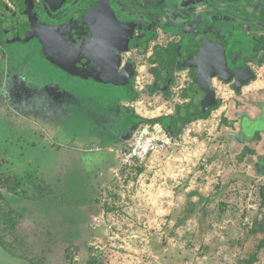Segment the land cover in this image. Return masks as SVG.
I'll return each mask as SVG.
<instances>
[{"label":"rangeland","instance_id":"374dc122","mask_svg":"<svg viewBox=\"0 0 264 264\" xmlns=\"http://www.w3.org/2000/svg\"><path fill=\"white\" fill-rule=\"evenodd\" d=\"M239 14L247 30L264 24ZM46 55L37 42L0 43V264H264V138L258 151L244 144L264 114L244 132L239 119L259 107L260 88L216 81L209 117L178 121L177 146L127 169L119 151L140 122L186 102L184 72L171 99L151 95L138 59L142 94L123 104L119 84L65 73Z\"/></svg>","mask_w":264,"mask_h":264},{"label":"flooded vegetation","instance_id":"af4514ba","mask_svg":"<svg viewBox=\"0 0 264 264\" xmlns=\"http://www.w3.org/2000/svg\"><path fill=\"white\" fill-rule=\"evenodd\" d=\"M6 3L16 11L18 17V23L13 26L9 35H23L35 18L43 24L53 26L72 21L74 28L68 32V36L78 37L84 34L80 43L87 47L82 49V57H121L117 74L122 77V81L114 84L123 87L127 94L123 97V104L138 99L142 94L136 86L139 75L138 59L147 63L145 71L149 78H143L141 82L151 95L160 93L166 99H171L178 79L177 73L184 72L185 79L179 96L182 99L184 97L186 102L178 104L172 115H161L172 125L175 124L178 109L192 101L193 96H188V93L193 95L195 91L202 92L197 81L212 58L214 60V57H227L229 68L224 70V74L228 76L232 70L248 65L258 75L254 63L264 57L260 54L264 51V0H10ZM236 12L244 20L262 25H253L252 31L247 30L239 21L230 17L231 13ZM1 29L3 33L4 29ZM16 42H37L41 48L44 47L40 36L8 40L4 44ZM0 43L3 47L4 44L1 41ZM89 51L91 53L88 55ZM45 57L54 56L50 52ZM192 58L195 62L191 63ZM51 60L54 63L52 58ZM172 61H175L173 82L170 95H166L163 90L165 80L159 76L168 78L165 67ZM224 62V59H220L218 64L221 68ZM184 63L188 66L181 69L180 64ZM54 65L65 73L75 75L55 63ZM245 77L242 76V80ZM85 78L99 83H112L97 81L92 77ZM216 81L231 85L235 90L238 77L234 76L232 82L224 80L220 75L213 77L212 82L217 91ZM218 99L217 108L221 105V100L219 97ZM135 123L136 120L133 119L131 124Z\"/></svg>","mask_w":264,"mask_h":264},{"label":"water","instance_id":"95a60500","mask_svg":"<svg viewBox=\"0 0 264 264\" xmlns=\"http://www.w3.org/2000/svg\"><path fill=\"white\" fill-rule=\"evenodd\" d=\"M73 25L74 23L71 21L67 24L53 26L49 24H43L39 19L35 18L31 24V27H28L23 35H9V32L11 31L9 29L6 33V38L10 41H14L29 39L33 36H40L44 44L45 52L47 55L51 52L54 57L50 58H52L54 63L62 69L67 70L68 72L75 75L92 77L95 80L101 82H121L122 77L117 74V71L121 65V57H82L81 51L87 47V45L80 43L81 39H84L82 38L84 37V34L78 35V37H69L68 32L74 28ZM90 53L91 52L89 51L88 55ZM226 58L227 57H214V60L212 58L209 66L203 71L201 77L197 81L202 92L197 90V93L195 91L193 92V95L190 94V96H193L192 101L186 106L178 109L174 120L175 124H173L174 129L179 127L180 124L178 121L187 120L196 114H206L212 106L218 105L219 99L212 82L213 77L220 75L221 78L228 82H232L234 76L238 77V81L235 84V90L237 92L242 91L244 86L258 77L252 67L249 65L236 68L232 70L231 74L226 76L224 74V70L229 68ZM220 59L222 61L223 59L225 60L223 63V68H221L219 66L220 64H218ZM174 63L175 61H172L168 63V67H165L166 73L168 74L167 79L159 76V78H163V80H165L166 84L163 90L166 95H170V86L173 82L174 75ZM187 66V63L180 64L181 69H185ZM242 76H246L245 80H242Z\"/></svg>","mask_w":264,"mask_h":264},{"label":"built area","instance_id":"2783aa9c","mask_svg":"<svg viewBox=\"0 0 264 264\" xmlns=\"http://www.w3.org/2000/svg\"><path fill=\"white\" fill-rule=\"evenodd\" d=\"M146 118L135 131L128 147L120 151L121 166L127 169L143 167L151 159L178 145L176 135L163 123Z\"/></svg>","mask_w":264,"mask_h":264},{"label":"crops","instance_id":"0c3cea01","mask_svg":"<svg viewBox=\"0 0 264 264\" xmlns=\"http://www.w3.org/2000/svg\"><path fill=\"white\" fill-rule=\"evenodd\" d=\"M259 75V74H258ZM247 87V86H246ZM248 87L249 88H260L262 91L261 92H263V96H264V75H260L254 82H252L250 85H248ZM244 90V89H243ZM237 92V91H236ZM242 92H245V90L244 91H242ZM241 92V93H242ZM261 95V96H262ZM246 98H248V97H246ZM250 99V98H249ZM252 99L253 100H258V101H260V102H258V103H260V104H258L259 105V107H257V108H255V107H252L251 105H247V106H249V107H247V106H244V109H242V110H240V117H239V119L241 120V126H242V132H244V130H245V128H246V121H251L252 123H257V122H259L260 121V119L262 118V116H263V114H264V98H262V99H256V98H253L252 97ZM146 119V118H145ZM144 119V120H145ZM143 120V121H144ZM256 125V124H255ZM258 131H260L259 132V134L257 133ZM256 135H257V137H256ZM264 138V131L263 130H259V129H256V131L254 132V134L253 135H251L250 137H248V138H246L245 139V142H244V144L246 145H248V146H250L251 148H254L256 151H258L257 150V147L255 146V145H257V143H259V142H261L262 141V139ZM255 144L254 146L252 145V144ZM170 150H172V149H170ZM169 150V151H170ZM112 152H114V150H112ZM167 152V151H166ZM165 153V152H164ZM163 153V154H164ZM252 153H255V151L254 152H252ZM119 154H120V151H119ZM258 154H260V155H262V153H261V151L258 153ZM158 156V155H157ZM157 156H155V157H153L152 159H151V161H154L153 159L154 158H157ZM255 156V155H254Z\"/></svg>","mask_w":264,"mask_h":264},{"label":"trees","instance_id":"16d2710c","mask_svg":"<svg viewBox=\"0 0 264 264\" xmlns=\"http://www.w3.org/2000/svg\"><path fill=\"white\" fill-rule=\"evenodd\" d=\"M18 23V17L16 16V11L11 8L9 6V4H7L6 2L0 0V29L3 28L4 32L2 33L1 32V36H0V41L4 44L8 41V39L6 38V33L7 31L10 29L12 30L13 29V26H16V24ZM2 30V29H1ZM138 94H136L137 96ZM190 94L188 93V96ZM217 106H215L212 110L216 109ZM211 111H208L206 114H200V115H196L195 117H201V118H207L210 116L211 114ZM192 119H195L194 117L190 118V120ZM154 122H161L163 123V125L169 129V130H173V125L170 123V122H166L164 120V118L162 117H158V118H155L153 119ZM260 131H258L257 133L259 134ZM257 137V135H256ZM264 196V194H263ZM262 206H264V197L262 199V203H261ZM260 249L264 247V239H262V241L259 243V246H258ZM257 256V253H253L251 254V259H254L256 258Z\"/></svg>","mask_w":264,"mask_h":264}]
</instances>
